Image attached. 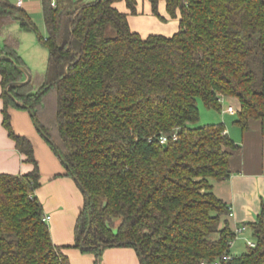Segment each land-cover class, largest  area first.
Masks as SVG:
<instances>
[{
  "label": "trees",
  "instance_id": "16d2710c",
  "mask_svg": "<svg viewBox=\"0 0 264 264\" xmlns=\"http://www.w3.org/2000/svg\"><path fill=\"white\" fill-rule=\"evenodd\" d=\"M51 1L41 0L44 39L22 8L0 0V55L25 66L18 37L5 32L13 23L48 51L37 81L8 91L29 107L80 184L85 201L72 246L93 253L96 264L116 246L134 248L140 264H200L230 252L234 233L219 226L227 205L209 179L229 176L235 145L221 122L192 124L200 117L198 99L220 111L221 99L233 97L235 123L245 131L250 119L260 120L264 135V0H162L178 29L146 37L128 23L136 0ZM148 1L163 20L161 0ZM0 75L3 126L33 165L25 174L0 173V264H71L52 242L34 195L40 173L32 143L14 133L7 111L25 109L5 92L25 74L0 59ZM248 226L254 246L227 264H264L262 213Z\"/></svg>",
  "mask_w": 264,
  "mask_h": 264
},
{
  "label": "crops",
  "instance_id": "0c3cea01",
  "mask_svg": "<svg viewBox=\"0 0 264 264\" xmlns=\"http://www.w3.org/2000/svg\"><path fill=\"white\" fill-rule=\"evenodd\" d=\"M10 1L16 3V0ZM114 6L121 12H128L124 1H117ZM21 8L33 23L34 18L37 19L40 13L42 15L41 0H23ZM136 11V14H129L127 19L130 29L138 32L142 37L149 34L170 36L178 29V19L168 16L162 0L158 4V11L164 18L163 20L152 13L148 0H136ZM5 32L18 37L20 42L18 53L30 71L32 79L37 81L46 67L47 49L38 41L34 32L22 30L18 23L8 26ZM29 33L34 37L32 39L29 37L28 49L34 52L40 45L47 51L43 69L35 73L22 54V39L28 36L25 34ZM46 36L47 32L43 38ZM2 39L0 36V42ZM1 93L0 75V173L25 174L32 171L33 165L26 161L23 153L18 151L14 140L10 138L3 126ZM228 106H232L237 112L238 100L233 97L222 98L221 107L225 109ZM7 111L14 133L27 138L32 143L34 158L38 163L40 173V185L35 189L34 195L42 204L43 215L50 217L47 224L52 242L64 247L63 252L71 264H96V256L93 253L83 252L72 246L76 219L85 201L80 187L71 176L67 175L64 165L37 131L30 113L26 109L15 106H9ZM236 112L225 111L218 120L223 123L224 133L235 145V148L231 150L228 163L229 176L222 180L209 179L211 192L222 200L228 209L227 214L221 217L220 228L225 224L231 230L241 224L247 226L246 230L233 241L229 249L232 254H239L246 250L245 240L252 239L248 225L255 222L260 213L264 220V135L261 131V122L257 119H250L248 128L243 131L235 123ZM229 212L232 215H229ZM98 264H140V260L134 248L116 246L105 248Z\"/></svg>",
  "mask_w": 264,
  "mask_h": 264
},
{
  "label": "rangeland",
  "instance_id": "374dc122",
  "mask_svg": "<svg viewBox=\"0 0 264 264\" xmlns=\"http://www.w3.org/2000/svg\"><path fill=\"white\" fill-rule=\"evenodd\" d=\"M34 23L37 26L39 34L44 37L45 36V27L43 26V20H42V15H40L36 18L33 19ZM14 26V25H13ZM12 26V27H13ZM28 35L26 36L27 39H22V54L26 57V60L28 61V64L32 67L33 72L35 73L36 71H41L43 69V66L45 64L46 56H47V51L45 48L42 46H37L36 51H32L28 49L30 46L28 39H32L34 36L33 34H25ZM30 37V38H29ZM197 106L199 108L200 112V117L196 123H193L192 125L194 126H201L205 124H212V123H218V120L220 119V116L222 115V109L220 111H216L210 108H206L200 99L197 101ZM242 242V241H239ZM245 246V244H244ZM246 248V247H245ZM232 254V253H231ZM235 254V253H234Z\"/></svg>",
  "mask_w": 264,
  "mask_h": 264
},
{
  "label": "water",
  "instance_id": "95a60500",
  "mask_svg": "<svg viewBox=\"0 0 264 264\" xmlns=\"http://www.w3.org/2000/svg\"><path fill=\"white\" fill-rule=\"evenodd\" d=\"M0 59H5V60L9 61L10 63H12V64H13L14 66H16L17 68H19V69L25 74V79H24L23 81H18V82H11V83H9V84L6 86V88H5V92L8 94V96L11 98V100H12L16 105H18V106H20V107H24L26 110L29 111L30 115H32V112L30 111L29 107H28V106H25L23 103H21L20 101L16 100V99L14 98V96L8 91V87H9V86H21V85H24V84L30 82V80H31V73H30V71H29V70L27 69V67H25V66H20V65L15 64L14 61H13V59H12L11 57L7 56V55H0ZM33 123H34V126H35V128L37 129V131L40 133V135H42L46 140L49 141V143H50L52 146H54L53 142H51V141H50V140L44 135V133L42 132V130L39 128L36 119H33ZM57 155L59 156V153H58V152H57ZM63 165L65 166L66 169H69V167H68V165H67L66 163H64ZM73 179H74V180L76 181V183L80 186V184H79L77 178H73ZM81 188H82V187H81ZM88 203H89V198L86 197V205H87ZM87 212H88V214H89V211H87ZM90 224H91V220H90V218H89V219H88V223H87V229H86L85 235H86V233H87V231H88V229H89V227H90ZM85 235H84V237H85ZM99 246H100V247H104V244H103V243H100ZM80 247H81L82 249H88V248H89V247H87V246H83V245H81ZM136 249L139 251V248H138V247H136Z\"/></svg>",
  "mask_w": 264,
  "mask_h": 264
},
{
  "label": "built area",
  "instance_id": "2783aa9c",
  "mask_svg": "<svg viewBox=\"0 0 264 264\" xmlns=\"http://www.w3.org/2000/svg\"><path fill=\"white\" fill-rule=\"evenodd\" d=\"M15 5L19 8H21L23 6V0H16ZM51 5L55 6V1L52 0L51 1ZM46 39V38H44ZM229 112V113H235L236 110L232 107V106H228L225 109H222V112ZM166 137L165 136H161L160 137V142H165ZM229 215H232L231 212H229ZM49 216L48 215H43V220L44 221H48L49 220ZM247 226L244 224H241L237 227H235L232 231L234 233L233 237L229 240L228 244H229V249L233 243V241L239 236L240 233L244 232L246 230ZM246 246H254V241L253 239H246L245 240ZM232 258V254L230 252L227 253H223L221 256L211 260V261H207V260H201L200 264H227V262Z\"/></svg>",
  "mask_w": 264,
  "mask_h": 264
}]
</instances>
